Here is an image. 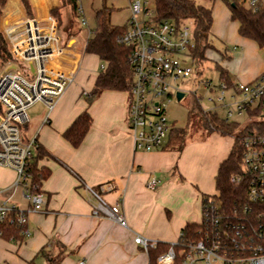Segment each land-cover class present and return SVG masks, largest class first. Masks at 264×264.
Instances as JSON below:
<instances>
[{
	"label": "built area",
	"instance_id": "obj_1",
	"mask_svg": "<svg viewBox=\"0 0 264 264\" xmlns=\"http://www.w3.org/2000/svg\"><path fill=\"white\" fill-rule=\"evenodd\" d=\"M243 2L254 12L264 10V0ZM79 12L83 14L81 9ZM130 12L126 29L118 38L120 45L130 49L129 65L134 73L129 92L128 131L137 152L151 153L163 149L169 139L172 125L167 109L177 94L184 92L179 90L178 82L191 78L195 72L196 42L194 31L191 33L185 23L157 22L155 9H151L147 0L131 1ZM4 13L0 28L12 58L3 61L6 69L0 75V167L13 170L16 180L0 192L11 194L0 202V225L16 226L26 238L31 235L29 214L43 213L45 199L33 183L30 168L36 140L24 137L22 130L29 125V111L35 105L40 103L49 112L54 110L74 84L78 66L65 72L55 65L68 52L62 46L55 18L38 20L24 15L12 20L15 11L9 5ZM204 87L214 107H202L204 111L219 116L217 110L222 109L226 122L238 123L237 117L243 116L248 117L249 123L264 120V72L247 84L228 85L221 81L215 87L206 81ZM252 112L258 115H251ZM242 145V173L230 177L232 184H246L241 202L228 209L219 192L203 196L200 220L194 223L195 235L181 232L157 264H264V137L248 135ZM157 185L153 178L148 189L155 190ZM87 191L95 200L93 217L127 227L119 204H110L101 190L94 187L87 186ZM17 193L29 203V209L11 202ZM134 242L146 252L158 245L141 236Z\"/></svg>",
	"mask_w": 264,
	"mask_h": 264
},
{
	"label": "crops",
	"instance_id": "obj_2",
	"mask_svg": "<svg viewBox=\"0 0 264 264\" xmlns=\"http://www.w3.org/2000/svg\"><path fill=\"white\" fill-rule=\"evenodd\" d=\"M30 1L38 20H46L50 11L59 5V0ZM12 2L11 6L18 11L14 19H18L23 13L22 7L18 0ZM76 45L74 38L69 40L62 62H55L65 72L78 66L74 84L53 111L49 112L44 106L49 119L36 134L26 137L36 140L50 154L38 163L39 169L50 172L41 188L45 211L29 214V237L20 241L0 237V264H47L42 250L54 255L63 253L61 264L81 261L85 264H149L148 252L135 244V238L141 236L152 242L171 244L179 239L188 223H197L201 198L216 192L218 168L233 145L232 140L222 155L227 147L226 137L218 133L210 135L213 141L210 139L204 147L213 142L221 145L218 165L213 169L211 166L199 177L194 174L191 184H180L179 181L187 179L190 173L188 150L137 152L128 133L129 93L105 91L89 105L84 94L89 95L93 90L99 71L93 73L89 69L86 77H79L85 57ZM86 55L100 61L95 55ZM85 111L92 116V127L81 146L74 148L63 134ZM176 153L181 154L176 158ZM153 178L158 185L150 190L148 183ZM210 178H215V192L211 194L205 190ZM15 180L13 170L0 167V192ZM87 186L101 190L110 204L120 205L127 227L92 216L95 200ZM10 196V193H0V202ZM11 202L21 209H29V203L20 193L12 196Z\"/></svg>",
	"mask_w": 264,
	"mask_h": 264
},
{
	"label": "trees",
	"instance_id": "obj_3",
	"mask_svg": "<svg viewBox=\"0 0 264 264\" xmlns=\"http://www.w3.org/2000/svg\"><path fill=\"white\" fill-rule=\"evenodd\" d=\"M9 0H0V24L4 14V8ZM73 13L80 15L78 1L64 0ZM214 1V0H212ZM230 10V17L233 22L238 24V33L244 39L255 42L261 49H264V10L254 12L248 8L243 0H223ZM27 16L35 17V11L29 0H20ZM155 9V20L157 22L173 21L181 25L187 21L194 22V38L196 48L193 51V57L197 65L207 61V51L211 50L209 41L214 19L213 10L197 3L196 0H153ZM113 9L104 7L96 13V29L94 35L86 44L85 53L95 55L104 66L100 69L93 90L87 95L89 105L93 104L105 91L130 92L133 87L134 73L129 65L130 49L118 43V38L123 34L125 27H113L111 25V12ZM50 15L60 23L58 11L53 10ZM72 24V23H70ZM0 58L2 61L11 59L0 28ZM221 81L228 85L232 84L229 73L226 69L220 68ZM251 115H258V112H252ZM190 118L197 116L203 123L207 132L211 135L218 133L223 137H234L233 145L228 157L220 164L216 176V191L221 194L225 208H232L241 202L240 197L245 195L246 184H232L230 177L233 174L242 173V142L248 135H257L264 137V120H256L245 127H241L236 122H226L220 116L214 113L206 112L202 108L198 99L193 100V106L190 111ZM93 119L89 112H83L74 123L64 132L63 138L68 141L72 147L78 148L83 143L86 135L92 127ZM188 132L184 128L172 127L169 139L163 150L181 151L187 140ZM50 154L36 142L33 156L30 162V168L33 177V183L37 190L41 191L43 182L46 181L50 172L45 169H39L38 163ZM207 196V195H204ZM2 238L12 241H20L25 237L22 230L10 224H1ZM182 232L188 235H195L196 226L194 223H188ZM170 244L158 243L155 249H149V264H157L158 258L166 253ZM47 260V264H61L64 254L54 255L42 252Z\"/></svg>",
	"mask_w": 264,
	"mask_h": 264
},
{
	"label": "rangeland",
	"instance_id": "obj_4",
	"mask_svg": "<svg viewBox=\"0 0 264 264\" xmlns=\"http://www.w3.org/2000/svg\"><path fill=\"white\" fill-rule=\"evenodd\" d=\"M12 1L16 0H9L7 5H14ZM18 1L22 7L20 0ZM131 1L133 0H79L78 6L83 14L77 17L64 0H59V5L50 11V13L53 10L58 11V19L60 20V23H58V35L61 38L62 46H65L69 40L74 38L77 41L76 47L84 54L85 61L80 65L79 77H86L89 69H92L93 73L95 70L100 71L101 69L100 61L84 53V47L87 41L93 37L96 29L95 18L97 11L104 7L113 9L110 17L111 25L113 27H125L131 18ZM147 1L150 2V7L154 10L153 0ZM196 1L198 4L213 10L214 25L209 38L211 50L207 51L208 60L202 64L195 65V72L191 78L178 82L179 90L187 92V94H185V97L181 101L175 98L167 109L170 125L175 128H184L188 132L187 140L181 151L186 148L189 152L186 155L188 156L189 154L190 173L188 172L187 179L179 181L180 184H191V177L194 174L199 177L211 166L213 169L214 165H218L221 159L217 156L221 155L218 154L222 149L220 148L221 145L213 142V144L210 143L204 147V144L211 139L210 134L197 116H193L192 118L189 116L194 99H198L204 109H214L213 104L208 100V93L204 87V83L211 81L215 87L219 86L221 83L220 68L226 69L230 77L238 84L250 83L264 71V49H261L255 42L244 39L239 35L238 24L231 20L227 4L223 0ZM29 3L31 4L30 0ZM22 10L21 17H24L27 14L23 7ZM14 11L18 13L16 9ZM3 17H6L5 13ZM83 20L86 21L85 25H83ZM185 24L190 28L192 33L194 31V22L187 21ZM5 69L6 67L0 58V75ZM217 113L221 118H224L226 115L222 109H218ZM29 116L31 123L22 130L24 137L36 134L41 129L43 122L45 123L49 119L50 115L44 105L39 103L30 109ZM237 122L241 127H245L249 123V119L247 116L237 117ZM232 140H234V137L224 138L227 147L224 148L222 155L226 153V149H229ZM166 141L168 142V138ZM179 154L181 153H176V158ZM214 180L215 178L208 180V185L205 188L206 193L211 194L215 192ZM193 190L196 194L199 193L194 187ZM182 197L184 200V196Z\"/></svg>",
	"mask_w": 264,
	"mask_h": 264
},
{
	"label": "water",
	"instance_id": "obj_5",
	"mask_svg": "<svg viewBox=\"0 0 264 264\" xmlns=\"http://www.w3.org/2000/svg\"><path fill=\"white\" fill-rule=\"evenodd\" d=\"M184 97H185L184 92H179V93L177 94V100H178V101H181Z\"/></svg>",
	"mask_w": 264,
	"mask_h": 264
}]
</instances>
